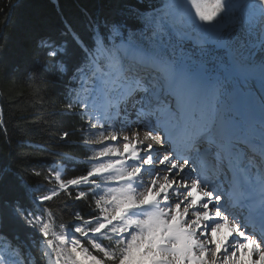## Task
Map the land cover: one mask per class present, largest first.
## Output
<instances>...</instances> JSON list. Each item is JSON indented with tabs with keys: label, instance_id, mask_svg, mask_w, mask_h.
<instances>
[{
	"label": "trees",
	"instance_id": "obj_1",
	"mask_svg": "<svg viewBox=\"0 0 264 264\" xmlns=\"http://www.w3.org/2000/svg\"><path fill=\"white\" fill-rule=\"evenodd\" d=\"M189 8L180 0H0V238L24 264H48L42 240L55 264H84L52 228L43 234L46 215L55 228L78 227L83 249L104 264H147L143 246L120 235L127 223L91 235L107 203L86 144L80 77L114 29L151 44L147 25L177 22ZM59 163L62 180L75 179L68 188L54 179ZM36 195L46 196L42 205Z\"/></svg>",
	"mask_w": 264,
	"mask_h": 264
},
{
	"label": "bare ground",
	"instance_id": "obj_2",
	"mask_svg": "<svg viewBox=\"0 0 264 264\" xmlns=\"http://www.w3.org/2000/svg\"><path fill=\"white\" fill-rule=\"evenodd\" d=\"M232 6H236L238 11L242 12L241 17L231 20L229 25L213 30L210 36L217 41L198 43L193 37L178 39L169 35L165 36L161 44L150 52L151 56L144 52H138L136 55L147 64L163 62L171 67L177 65V69L182 67L185 72H189V76H181L182 81H190L194 92L199 88V83L196 81L199 79V74L215 79L214 87L201 86L202 93L211 96L207 100L197 97L196 102L204 107L210 103L221 105L223 99L229 96V90L239 88L243 95L242 103L236 104L235 107H232L231 103L226 104L219 119L227 124L236 118L231 122L237 123L240 120L247 125V130L240 131V136H253L257 134L255 131L264 133V123L255 112V110L263 112L260 103L264 100L258 92V89L264 86V67L260 66V69L256 67L258 61L264 63V0H228L224 6L225 16L232 13ZM247 19L253 21L249 29ZM222 30L225 31L221 33ZM242 46L252 50L246 58L239 57L238 51ZM228 53L236 56L237 60L244 65H238ZM236 67L238 76H244L248 82L224 77V71ZM139 81L141 79L133 83L128 82L120 88V94L126 92L127 109L120 112L119 122L123 123L116 126L118 130L116 141L121 145L134 143L133 149L141 152L136 160L123 168L132 173L136 164L148 163L147 169L134 176L141 179L144 187L140 190L144 195L148 192L156 193L161 201L160 208L166 210L162 217L165 221L177 219L181 225L190 229L186 234L190 235L196 243L192 244V249L186 254L202 257L197 264H264V243L250 238L240 225L236 227L238 222L236 223L233 210L222 206L224 194L221 192L219 196L216 195L217 190H212L208 182L195 174V171L199 172L198 168L202 164L197 162L199 160L197 157L189 155L202 153L203 148L198 143L204 137L203 133L198 131L196 135L180 144L182 149L180 152H184L182 156L173 155L171 157L172 152H163L162 149L170 144L165 135L159 133L155 119L153 124H141L143 116L155 111L156 105L160 102L155 100L145 114L140 113V106L144 101L147 87L141 92ZM251 87H254L256 91H253ZM211 89L212 92H210ZM172 93L173 90L168 88L164 96L168 98L173 95ZM251 95L254 101L249 104L246 100ZM224 110H227V117L223 114ZM215 112L217 114L219 110ZM252 119L257 125L251 130L250 121ZM111 123L114 125L115 121L111 120ZM108 124L109 121L103 128L100 141H109L113 137L114 132L110 130ZM201 125H204L202 121ZM263 137L264 135L260 140ZM167 154L170 156L163 162L162 158ZM251 161L255 164L257 158L253 156ZM211 177H214V174H211ZM217 205L219 206L216 207ZM226 211L229 214L225 215ZM210 219H212L211 224H208ZM230 232L236 235L233 238L228 237ZM227 238H230L229 241ZM166 240L172 243L171 239ZM200 244L202 246H199Z\"/></svg>",
	"mask_w": 264,
	"mask_h": 264
},
{
	"label": "rangeland",
	"instance_id": "obj_3",
	"mask_svg": "<svg viewBox=\"0 0 264 264\" xmlns=\"http://www.w3.org/2000/svg\"><path fill=\"white\" fill-rule=\"evenodd\" d=\"M196 1V8L193 11V15L197 20H201V22H199L198 24H194V25H183L182 27L176 28V27H172V26H157L155 29L157 31V35H158V39H157V44H161L162 40L165 38V36H173V37H177L178 38V34L180 32L181 35H185V36H192L193 38L196 39H200L201 42L202 41H217L213 40L212 37L210 36L212 34L213 30H217L219 28H221L223 25H229L231 24V20H235L241 17V13L239 12L236 6H232V13L229 16H225L224 12V6L225 4L228 2V0H195ZM264 16V15H263ZM248 23V29L251 28L253 21L247 19L246 20ZM224 29V28H223ZM225 30H222V32H224ZM120 35L119 32H117V34H115L113 37H116ZM118 38H121L120 36H118ZM132 44V45H131ZM134 42H131L123 39L122 42L120 44L117 45L118 48H125V49H130L131 47L133 48H137ZM156 44V45H157ZM155 45V46H156ZM141 51H143V49H140ZM246 50V52H245ZM252 50H250L249 48L242 46V48L239 49L238 54L240 58H246L249 54L251 53ZM234 60L236 59V57H234ZM261 67H264V63H262V61H258L256 64V67H259L260 69ZM168 69L166 68L164 72H167ZM235 73L236 71H234L232 74H229L227 77H235ZM160 74H163L162 72H160ZM124 76H126L124 74ZM241 81H245L246 80L244 78L239 77ZM121 81V80H120ZM122 82V81H121ZM116 88L113 91V98L115 99L116 97V92H117V86H119V83L115 84ZM152 89H149L146 97H153V95H156V92H153L152 94H150V91ZM232 92V91H231ZM118 95V94H117ZM101 103H105V97L99 95V102L95 104V108H94V119L91 121V130H90V137H89V142L90 143H94L97 147L100 148V150H103L101 153L102 155L104 154H113L115 153V151L120 152L121 154H124L125 149H131V146L134 145L133 143H129V144H125V145H121L119 143H117V135H118V130H117V125H112L110 123V120L108 118H102L103 115H107L104 112L100 111L99 113H97L96 111L98 110H102L103 107H101ZM144 105L141 106V109H143ZM122 110L121 106H116L115 108L111 107L110 111L108 113V117L112 118L114 117L115 122L118 121L119 118V112ZM144 120H142V122L146 123L147 120H145V118H143ZM106 120L109 121L110 124H108V126L110 127V130H112L114 132L113 137L110 138L109 141H100L99 138L102 136L103 134V128L106 125ZM124 121V120H123ZM123 122H118V124L122 125ZM101 155V156H102ZM138 155V153L132 152L131 154L128 155V157H130L131 159H134V157ZM141 164L136 165L135 166V170L137 171L139 169ZM118 174V172H114L113 176H116ZM62 177V171L60 170V168H58V171L56 173V178L59 180ZM140 182L136 183L139 184ZM123 191V193H122ZM130 192H133L134 194H132V196L136 199H138V202L143 201L147 196L151 195L152 193H146L145 195L143 194L142 190H135V187L132 188L131 190L125 189V190H117L115 192H112L113 194H118L119 196L122 197L123 201L126 203L130 200H132V196L130 194ZM141 200V201H140ZM109 215H116V212L114 211H109ZM178 223L177 220L173 219L171 221H164L162 218H157V217H151L148 219L146 217L141 218L139 221H136L135 227L133 229V231L135 233L139 232L142 230V232H140L142 236L140 241H148V243L151 245L148 248V251L150 253H154L156 255H158L159 257H161L165 264H197L200 260H202V257H197L196 255H190L185 254L184 250H191V248L187 245L184 244V241L181 240L183 238V236H180L179 238L174 237L173 241H177L180 239V244L177 248H175V246L177 245V243L175 242V244H171L170 247L165 246L166 243L164 244H157V247L154 248V244L155 242L159 241L160 238L162 237V235L167 234L169 236L173 235V231L171 230L172 226H176V224ZM47 226V225H46ZM186 227V226H185ZM156 238L155 241H153L151 239V237ZM70 245L72 247V249L75 251L76 255L85 263V264H104L99 258L89 254L87 251L85 250H80L79 248V244L77 242H75L74 240H69ZM187 255V256H186ZM190 255V256H188ZM193 256V257H191Z\"/></svg>",
	"mask_w": 264,
	"mask_h": 264
}]
</instances>
